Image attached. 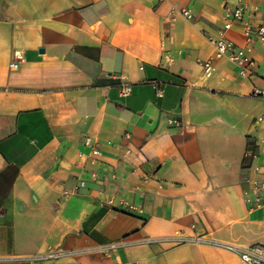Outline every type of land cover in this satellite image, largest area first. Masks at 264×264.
I'll return each mask as SVG.
<instances>
[{"label":"crops","instance_id":"obj_1","mask_svg":"<svg viewBox=\"0 0 264 264\" xmlns=\"http://www.w3.org/2000/svg\"><path fill=\"white\" fill-rule=\"evenodd\" d=\"M226 1L0 0V264H246L226 245L264 246L245 201L264 183V44L253 75L203 65L211 36L246 44Z\"/></svg>","mask_w":264,"mask_h":264},{"label":"built area","instance_id":"obj_2","mask_svg":"<svg viewBox=\"0 0 264 264\" xmlns=\"http://www.w3.org/2000/svg\"><path fill=\"white\" fill-rule=\"evenodd\" d=\"M231 0L226 1L224 6V28L227 31L233 26H241L245 32L246 44L239 45L234 40H231L225 35V32H220L218 35L211 36L210 42L215 48V57L212 60L203 62L207 75H211L214 70L213 60L216 58H227L231 63L237 64L240 69V73L243 76H250L255 73L256 61L252 56V51L256 43L264 44V22L255 23L248 17V10L251 7L252 0H235V4L230 3ZM182 13L188 18L192 17L189 10H182ZM15 58L17 61L22 60V55L16 51ZM13 67H17V62L12 64ZM131 88L129 86H123L121 93L124 96L130 94ZM165 90L156 85V95L163 97ZM259 117L258 120H262ZM171 122L175 125H180L181 122L178 119H172ZM93 154L98 155L99 149H93ZM82 180L80 186L84 185ZM253 189L245 194V201L250 208L263 207L264 206V183L254 182ZM229 251L238 253L241 259L246 264H264V246L255 245L249 248H240L235 245H226ZM58 252L53 249H49L47 258L56 260ZM38 259L32 258L27 264H37Z\"/></svg>","mask_w":264,"mask_h":264}]
</instances>
